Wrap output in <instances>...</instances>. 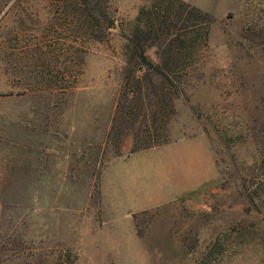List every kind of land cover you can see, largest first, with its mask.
<instances>
[{
  "label": "rangeland",
  "instance_id": "rangeland-1",
  "mask_svg": "<svg viewBox=\"0 0 264 264\" xmlns=\"http://www.w3.org/2000/svg\"><path fill=\"white\" fill-rule=\"evenodd\" d=\"M153 1H103L93 41L66 1L0 0V264H264V0H181L206 45L138 91L123 47ZM139 97L158 140L196 138L129 152ZM204 141L214 176L174 197L208 168Z\"/></svg>",
  "mask_w": 264,
  "mask_h": 264
},
{
  "label": "trees",
  "instance_id": "trees-1",
  "mask_svg": "<svg viewBox=\"0 0 264 264\" xmlns=\"http://www.w3.org/2000/svg\"><path fill=\"white\" fill-rule=\"evenodd\" d=\"M57 1H66L68 4L64 3L65 5H71L70 11L69 8L62 7L64 18L71 16V22L75 24L79 35H85L93 41H101L104 30L113 25L103 7L105 0ZM207 24L206 13L181 0H154L149 6H141L125 35L126 42L123 47L125 64L131 65V72H143V75L135 77V88L140 91L142 82L150 83L149 72L171 83L170 75L174 76L189 67L194 51L206 45ZM153 46L162 49L158 53L157 62H152L145 54V49ZM154 97L152 104L160 107L164 103L163 98L156 93ZM139 101L144 138L137 140L129 152L164 143L153 134V131L159 128L160 111H151L148 99L143 101L139 97ZM115 155L118 156L119 152H115Z\"/></svg>",
  "mask_w": 264,
  "mask_h": 264
},
{
  "label": "crops",
  "instance_id": "crops-1",
  "mask_svg": "<svg viewBox=\"0 0 264 264\" xmlns=\"http://www.w3.org/2000/svg\"><path fill=\"white\" fill-rule=\"evenodd\" d=\"M193 138H196V137L181 138V139H178L176 141L166 142V143L157 145V147L166 146L168 144H176V143H180L182 141L191 140ZM204 144H205L204 145V149H205V155H206L205 156V163L207 164L208 168H206L205 171L201 172V174L194 175L195 176V179L194 178L191 179V181L193 180L194 183H188V185L184 189H181L178 192H175V196L174 197H178V196L182 195L183 193H185V192H187L189 190H192V189L197 188L202 183H204L205 181L211 179L214 176V174H215V164H214V160H213L211 151L209 150V147H208L206 141H204ZM186 184H184V185H186ZM172 199H174V198H172Z\"/></svg>",
  "mask_w": 264,
  "mask_h": 264
}]
</instances>
